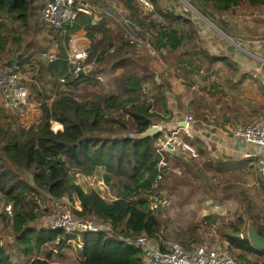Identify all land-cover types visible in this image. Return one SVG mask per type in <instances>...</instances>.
<instances>
[{"label": "trees", "instance_id": "obj_1", "mask_svg": "<svg viewBox=\"0 0 264 264\" xmlns=\"http://www.w3.org/2000/svg\"><path fill=\"white\" fill-rule=\"evenodd\" d=\"M38 1L0 0V28H5L12 21L26 28L34 21L39 26L50 28L54 34L55 29L40 19ZM121 1L131 9L132 15L128 19L139 26L137 32L144 39H151L148 34L150 25L147 24H152L153 20H147V15H143L137 0ZM192 2L195 7L201 8L202 5L220 13L245 2L254 7L264 6V0ZM80 15L74 28L86 24L90 29L89 34L94 40L92 56L100 51L99 63L112 58L114 67L123 68L119 77L121 93L102 94L94 90L90 94L80 93L83 87H92L100 82L86 77L62 84L65 90H58L51 105L48 104L49 96L40 92L38 99L42 102L43 114L38 123L29 128L19 123L3 122L7 114L0 106V193L13 204L11 226L15 236V250L12 249L14 245L0 240V264H20L19 258L14 260V256H20V252L30 255L34 251H42L49 244H52V250L44 258L36 257L28 264H52L50 258L53 254L64 255V250L72 246V240L83 241L78 250L79 264H144L142 249L129 240L141 233L163 241L174 237L181 240L186 248L191 247L187 240L192 235H185L180 230L168 232L161 215L162 208L153 209L151 206L152 195L163 192V189L155 191V188L169 177L168 162L162 171V180H157L160 173L157 143L165 141L166 137L162 132L146 137L140 134L155 122L169 119L165 116L168 110L165 109L164 92L160 89L158 95L147 92L145 82L155 80L139 71L138 62L132 56L138 46L131 44L122 33L115 35L118 33L115 31H121L120 26L117 29L107 26L110 22L115 24L118 14L111 9L96 24L92 23L93 16ZM162 16L165 19L169 17L164 13ZM123 25L126 31V23ZM96 31L103 32L102 38H96ZM155 38L159 45H169L173 50L179 49L183 39L175 28L166 25L157 28ZM44 54L39 60L48 66L49 78L65 73L60 61H49ZM30 57L20 55L17 61L19 69ZM57 79L59 81V77ZM147 94L149 97L145 98ZM155 105L159 109L153 108ZM162 109L164 113L161 114ZM52 121L60 122L63 128L54 130ZM192 164L195 169L196 164ZM99 168L105 170L104 179L117 190L114 199H106L95 190L87 191L76 181L77 174L92 176ZM205 168L215 173L227 170L224 163L213 165L207 162ZM206 170L199 172V176L205 178L203 180H207ZM36 194H47L56 200L69 197L78 201L81 208L73 210L78 218L94 217L108 223L110 229L80 234L49 227L38 229L32 226L38 217L36 204L29 199ZM258 231L264 236V230ZM238 234L239 230L225 232L232 247L245 251L256 249L248 237L242 238Z\"/></svg>", "mask_w": 264, "mask_h": 264}, {"label": "crops", "instance_id": "obj_2", "mask_svg": "<svg viewBox=\"0 0 264 264\" xmlns=\"http://www.w3.org/2000/svg\"><path fill=\"white\" fill-rule=\"evenodd\" d=\"M82 1L87 2L91 8L90 14H82L93 16V24L100 22L102 16L111 9L116 15H132L131 9L121 0ZM184 1H155L156 16L138 5L143 10V15H147V20L153 22L147 24L150 25L147 28L151 39H144L145 43L138 46L132 56L138 62L139 71L155 80L145 82L144 88L156 95L159 94V89L162 90L167 104L165 109L168 110L165 116L169 119H161L155 123L161 124V132L166 140L177 134L196 148L199 152L196 159L200 160V164L195 171L201 172V162L204 166L207 162L213 165L224 163L228 173L247 174L256 169L257 174L264 178L258 164V159L264 157V154H257L254 146L234 135L237 126L264 118V24H254L249 15L254 6L248 2L220 13L202 5L201 8L195 7L193 0H188L194 6V9H190ZM261 10L264 12V7ZM162 13L169 17L165 19ZM77 20L70 24L64 46H86L92 55L94 40L89 34L90 29L86 24H80L75 29ZM162 25L175 28L178 35L183 37L179 49L173 50L169 45L158 44L156 29ZM107 26H112V22ZM95 36L100 39L103 32L96 31ZM99 52L93 56L99 57ZM146 55L157 59H152L147 64L144 62ZM0 103L6 105L2 97ZM153 108L159 109L158 105ZM34 110L31 107L29 111L35 112ZM186 114H192L195 119L189 127H186ZM58 125L61 126V123ZM248 152L256 155L247 158L245 155ZM165 154L169 162L168 175L171 171L176 172L174 168L180 167L184 161L191 164L195 160L188 153H177L172 148L166 149ZM213 200L206 195L196 204L206 206L213 203ZM207 214L212 213L202 215ZM217 224L213 221L214 226ZM234 225L237 228L238 225ZM174 231L176 230L168 232ZM228 232L231 233L229 230L226 233ZM244 237L247 236L243 234L242 238ZM169 241L171 240L151 239L152 244L162 249L168 248ZM251 244L257 250L235 248L236 257L230 254L241 264H264V250L257 248L252 242Z\"/></svg>", "mask_w": 264, "mask_h": 264}, {"label": "rangeland", "instance_id": "obj_3", "mask_svg": "<svg viewBox=\"0 0 264 264\" xmlns=\"http://www.w3.org/2000/svg\"><path fill=\"white\" fill-rule=\"evenodd\" d=\"M189 1L191 2L192 0ZM184 2L187 7L194 9V6H192V3L189 4L188 0ZM185 4L182 5L183 8ZM37 5L40 13H42V0H39ZM262 7L264 6L259 7L260 9L253 7L249 14L253 18L254 24H264ZM124 8L126 9V7ZM40 17L38 15V19ZM128 18L129 16L121 13L117 16L116 21L120 25L116 24V22L115 24L112 23V27L117 29L120 26L122 28H120L121 31H115V33L118 32L115 34L116 36L121 33L123 36L126 35L123 23H126V20H129ZM52 34L53 32H51L50 28L43 25L39 26L38 22L34 21H31L26 28L14 21L8 23L5 28H0V35L2 36L0 39V58L3 57L9 63L17 65L20 55H23L24 58L31 56L22 66L23 69L20 67V70L29 85L31 102L38 106V108H35V112L29 111L27 115L22 116L18 109L0 103L5 114H7V117L4 116L3 122L19 123L27 128L37 124L43 114L42 102L38 99L40 92L49 96L46 97H48V104L51 105L59 93L58 90H65L66 87L62 86L57 79L64 73L56 78L50 75L51 78H49L48 66L39 60L44 52L46 53L55 48ZM64 49L63 47V52H60V57L57 60L61 62L66 72L68 62ZM152 59L156 60L157 58L146 55L144 62L149 64ZM113 63L112 58L109 61L100 62L99 67H101V71L105 75V80L94 84L92 87H83L80 93L90 94L93 90L102 94L121 93L119 77L123 73V68L114 67ZM147 92L150 93V90H147ZM148 97L149 94L145 95V98ZM58 123L60 122L52 121L54 130L63 128V125L59 126ZM162 142L164 141L159 142L158 146ZM193 162L196 164V166L194 165L195 169L192 168L193 164L191 165L189 162L184 161L180 167L174 168L176 172L171 171L169 177L163 179L159 188H155V191L163 189V195L169 196L171 200L169 205L162 208L161 213L162 217H164L166 228L168 231L180 230L185 235H192L188 240L186 239L191 247L198 243L220 246L236 257L237 251L235 247H232L227 242L228 236L225 235V232L229 230L234 233V231L239 230V233L247 236L250 227L264 229V178L257 174L256 169L254 172H247V174H240L239 172L233 174L228 173L226 170L222 173H213L207 171L201 162V169L205 168V176L207 178V180H203L205 178H202L201 175L199 176L201 173L194 171L199 168L200 160L195 159ZM76 179L87 191H98L106 199H114L116 197V188L104 179V169L99 168L92 176H82L79 173L76 175ZM168 190H171V193ZM206 195L214 199L213 203L206 204V206L196 204L198 200ZM29 199L33 204H36L35 211L38 217L33 221L32 226L38 229L49 227L51 220L62 211L65 205H71L73 210L75 207L81 208L78 201H72L69 197L56 200L47 194H42L41 196L36 194L30 196ZM223 204H226V206ZM9 206L12 207L13 204L8 201L6 195L0 193V240L6 244L14 245L12 249L15 250V236L11 226L12 213L7 210ZM203 213L212 214L202 215ZM86 218L96 220V218L90 216ZM213 221L218 224L214 226ZM234 224L238 225L237 228ZM169 239L182 243L181 240L174 237ZM71 243L72 246L64 250V255L56 252L53 254L50 258L52 264H79L78 250L82 247L83 241L72 240ZM50 250H52V244L45 246L42 251H34L30 255L20 252V256H14V260L18 257L20 264H28L36 257L44 258Z\"/></svg>", "mask_w": 264, "mask_h": 264}, {"label": "built area", "instance_id": "obj_4", "mask_svg": "<svg viewBox=\"0 0 264 264\" xmlns=\"http://www.w3.org/2000/svg\"><path fill=\"white\" fill-rule=\"evenodd\" d=\"M155 1L157 0H137L140 7L147 12L157 15ZM91 8L87 2L82 0H42L41 20L47 26L55 29L52 34L55 41V48L46 52L44 55L49 61L59 59L60 52H66L68 62L67 71L59 77V83L78 81L82 77L94 78L98 81H104L105 75L99 67L96 56L91 55V50L86 47L70 46L66 48L64 42L69 34V26L74 23L82 13L90 14ZM126 38L131 44L141 46L145 43L144 38L137 32V26L130 20H126ZM62 45V46H61ZM0 97L3 98L6 105L19 110L22 116L28 114L31 107L38 108L30 99V88L24 79L19 66L9 63L5 58H0ZM186 127H189L194 121L192 114L185 115ZM162 130L161 124H159ZM234 135L242 139L245 143L254 146L258 153L264 154V118L253 120L249 123L239 125L234 130ZM172 148L177 153L185 152L191 157L197 158L199 152L190 143L184 141L177 134L162 142L157 147L159 155L160 173L157 180H162L164 168L168 161L165 154L166 149ZM253 152H248L245 157H253ZM261 174L264 176V157L258 159ZM158 181L155 185L158 186ZM171 202L169 196L155 193L151 197V206L153 209L164 207ZM12 207L7 210L12 213ZM51 229H64L70 234H80L82 232H98L109 230L108 223H103L89 218H78L74 215L72 206L65 205L62 211L54 216L50 222ZM243 236V234L241 235ZM136 246L142 249L144 264H241L226 249L220 246H211L206 243L195 244L191 248H186L178 242L169 241L166 250L155 246L147 234L141 233L134 238H130Z\"/></svg>", "mask_w": 264, "mask_h": 264}, {"label": "water", "instance_id": "obj_5", "mask_svg": "<svg viewBox=\"0 0 264 264\" xmlns=\"http://www.w3.org/2000/svg\"><path fill=\"white\" fill-rule=\"evenodd\" d=\"M66 24L70 26V21H66ZM183 126H185V122ZM160 131L161 130L159 124L155 123L145 132L141 133L140 136L141 137L154 136L158 134ZM241 235L242 234H239L240 237ZM247 237L257 248L264 250V236L260 235L254 227L249 228Z\"/></svg>", "mask_w": 264, "mask_h": 264}]
</instances>
